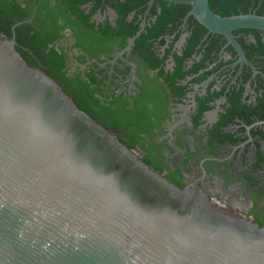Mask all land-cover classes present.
Here are the masks:
<instances>
[{"label":"flooded vegetation","instance_id":"1","mask_svg":"<svg viewBox=\"0 0 264 264\" xmlns=\"http://www.w3.org/2000/svg\"><path fill=\"white\" fill-rule=\"evenodd\" d=\"M4 2L12 36L29 25L49 41L88 108L110 112L97 114L148 168L264 227L263 30L229 40L164 0ZM214 4L232 17L257 15L264 1Z\"/></svg>","mask_w":264,"mask_h":264},{"label":"water","instance_id":"2","mask_svg":"<svg viewBox=\"0 0 264 264\" xmlns=\"http://www.w3.org/2000/svg\"><path fill=\"white\" fill-rule=\"evenodd\" d=\"M189 16L232 39L264 16ZM0 32V264H264V227L179 189Z\"/></svg>","mask_w":264,"mask_h":264},{"label":"trees","instance_id":"3","mask_svg":"<svg viewBox=\"0 0 264 264\" xmlns=\"http://www.w3.org/2000/svg\"><path fill=\"white\" fill-rule=\"evenodd\" d=\"M264 1V0H262ZM210 9L214 12L215 11V4L214 0H209ZM180 8L189 9L188 6H178ZM10 8L4 2V0H0V32H2L7 37H12V33L10 31V24L12 20L10 18ZM219 12V11H218ZM219 16H223L219 12ZM259 16H264V4L260 8V11L256 13ZM22 19V17H19ZM30 32H33L31 34ZM15 42H16V50L22 56L28 65L35 67L34 64L31 62L33 59L30 57V54L25 52L23 48H28L29 51L33 54V56L37 57L42 65L48 67L46 73L53 81H55L59 87L68 94L75 105L80 109L82 112L87 114L92 120L96 123L100 124L103 128L109 129L112 128L115 124L112 122H108L107 119H100L99 115L105 116L106 111H92L88 108V103L85 96L78 95L80 93V87L77 88L74 84L73 78H68L64 76L63 68L65 65V59L62 56H59L57 52L53 49L49 50L47 44L49 41H44L41 34L37 31H34L31 26L21 25L20 27L16 28L15 30ZM79 89V90H78ZM105 112V113H104ZM99 115H98V114ZM128 148V147H127ZM129 149V148H128ZM261 227V226H259Z\"/></svg>","mask_w":264,"mask_h":264}]
</instances>
